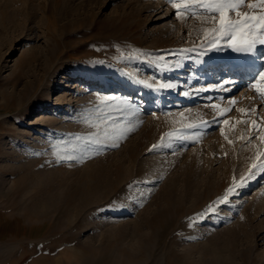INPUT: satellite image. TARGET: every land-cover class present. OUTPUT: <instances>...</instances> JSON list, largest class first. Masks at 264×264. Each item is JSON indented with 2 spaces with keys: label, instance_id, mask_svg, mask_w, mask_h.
I'll use <instances>...</instances> for the list:
<instances>
[{
  "label": "rangeland",
  "instance_id": "obj_1",
  "mask_svg": "<svg viewBox=\"0 0 264 264\" xmlns=\"http://www.w3.org/2000/svg\"><path fill=\"white\" fill-rule=\"evenodd\" d=\"M249 2L240 10L264 11ZM175 12L169 0H0V264H264V173L220 202L264 154V100L252 109L246 93L264 46L236 74L245 84L222 92L213 68L224 76L245 53L223 38L208 50L212 17ZM82 83L102 95L73 100L65 128Z\"/></svg>",
  "mask_w": 264,
  "mask_h": 264
},
{
  "label": "snow or ice",
  "instance_id": "obj_2",
  "mask_svg": "<svg viewBox=\"0 0 264 264\" xmlns=\"http://www.w3.org/2000/svg\"><path fill=\"white\" fill-rule=\"evenodd\" d=\"M172 3L174 9H176V16L178 18H183L186 12H191L195 14L196 9L199 8L206 15H210L212 17L213 23L216 25L212 29H205L204 31L211 32L213 34L211 40H207V44L209 45L208 50L218 49L222 50L223 45H221L218 41L223 38L228 40L227 47L231 48L232 51L237 53H254L257 49V46H264V11L260 13H251L241 11V7L245 4V0H181L180 3H176L175 0H169ZM249 9H255L259 7L264 10V0H254V2H249L247 4ZM231 13H235V18H232ZM218 16V19H217ZM217 41V42H214ZM264 58V53H261L257 59ZM225 83H230L226 81ZM152 87L151 84L148 85ZM159 88H172L174 87L171 83H160L158 85ZM219 87V85H217ZM250 88L254 89L257 95L264 100V63H262L261 68L258 69V75H254L253 82L249 85ZM185 95H189L190 93H184ZM116 98H109V100ZM230 104L234 103V101H229ZM213 107H217L213 105ZM116 111L127 112L129 115L133 114L135 111V106L129 100H119ZM225 111H228L226 109ZM241 112L246 110L240 109ZM220 116H223V113H220ZM119 119V118H117ZM216 119L212 121H202L203 124L211 126L212 124L217 123ZM224 123H228V121H224ZM189 128H196V124L187 125ZM254 127L258 128L254 124ZM113 128L115 126L113 125ZM132 128H127L126 131H131ZM224 129L221 128V134L223 135ZM105 136L108 135L107 130L104 133ZM122 133L117 136V139L122 138ZM165 136L172 137V133H165ZM164 137L162 136L161 139ZM178 139H193L197 138L196 134H193L190 137H175ZM79 139V138H78ZM260 139L264 141V136H261ZM90 143L98 144L101 143L99 139H92L90 135L88 137ZM232 143V141H229ZM111 147H118V144L114 143ZM160 147L159 144L153 145L149 151L154 148ZM262 153H257L258 162L254 163L246 176L240 177V182L237 183L235 178L233 180V184L225 191L223 198L220 202H226L229 195L236 192L237 189L245 186L246 181L249 177L254 178L255 170L259 169L260 172L264 173V159H259ZM61 160H74L76 157L73 156H63L60 157ZM207 212H212L214 209L211 205L206 209ZM202 215V214H198Z\"/></svg>",
  "mask_w": 264,
  "mask_h": 264
},
{
  "label": "bare ground",
  "instance_id": "obj_3",
  "mask_svg": "<svg viewBox=\"0 0 264 264\" xmlns=\"http://www.w3.org/2000/svg\"><path fill=\"white\" fill-rule=\"evenodd\" d=\"M27 1V0H26ZM255 54V53H254ZM251 54L250 53H245L244 54V59L241 60L240 62H231L229 63V68L228 70L226 71L225 75L224 76H219V75H216L214 72L216 71L215 68H213L214 70L211 72V75L212 77L215 79V82L217 83V85H219V87H217L220 91L222 92H231V91H235L234 89L235 88H240L242 87L245 82H243V78L242 77H237L236 74H243V75H246L248 76V74L250 75V70L252 68H254V61L251 59ZM264 60V58L262 59H257L256 58V63L259 64L260 62H262ZM236 69H239V70H236ZM249 77H247L246 79H248ZM107 80V79H106ZM110 82L114 83V82H118L119 84L121 83L122 79L121 78H117L115 80H110L108 79ZM105 81V80H104ZM226 81L230 82V83H225ZM148 82V81H147ZM246 83H250V82H246ZM102 87L106 84V81L105 82H102ZM150 84V83H149ZM145 84H143V86H141V91H142V95L146 96L147 93H149L150 90H152V88H149V89H146ZM154 85V84H153ZM233 85V86H231ZM62 86V85H60ZM95 84L93 83H82V84H77L74 86V89H75V95H69V97H67L66 99V108H65V114L63 115V121H62V125L65 127V128H70V126L72 124H74V120H76L77 118H75V114L77 112V108L76 106H74L71 102L74 100L76 101L79 105L82 104L86 99L88 98H92L93 96H96V95H100L101 93H99V91L95 88ZM229 86V87H228ZM149 87V86H148ZM245 87V86H244ZM247 87V86H246ZM154 88V86H153ZM252 88H250L248 86L247 88V92H249ZM238 90V89H237ZM124 91V88H119L117 91H115L114 96L115 97H118V96H121L122 93ZM253 92V91H252ZM72 94V93H71ZM253 94V93H251ZM102 95V94H101ZM113 97V96H112ZM253 97V95H252ZM256 97H259L257 95V93L254 95V99L253 101L255 103H252L253 104V107L252 109H255V105H256V101L258 100V98ZM240 98H244L246 100L250 99L251 96L250 94H245V93H241L240 94ZM230 100H228L229 102ZM250 102H251V99H250ZM249 102V103H250ZM248 107V106H247ZM249 108V107H248ZM244 109V108H243ZM251 109V110H252ZM254 112V111H253ZM75 118V119H74ZM53 121V120H51ZM50 121V124H52V122ZM57 123V122H56ZM60 124V123H59ZM55 125V124H54ZM56 128V127H55ZM51 130V129H50ZM53 130V129H52ZM125 209H122V208H115L113 211H111V214L112 216H114V214H120L122 212H124ZM117 216V215H116ZM110 218V217H109Z\"/></svg>",
  "mask_w": 264,
  "mask_h": 264
}]
</instances>
